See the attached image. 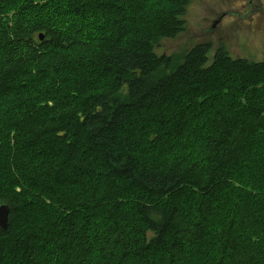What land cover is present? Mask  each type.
<instances>
[{
  "label": "trees",
  "instance_id": "trees-1",
  "mask_svg": "<svg viewBox=\"0 0 264 264\" xmlns=\"http://www.w3.org/2000/svg\"><path fill=\"white\" fill-rule=\"evenodd\" d=\"M33 1L0 0V264H182L203 243L210 264H264L246 226L264 202L231 188L249 155L264 172V55L200 42L174 66L157 44L191 0H62L93 17L74 26L26 16ZM24 211L43 237L18 231Z\"/></svg>",
  "mask_w": 264,
  "mask_h": 264
},
{
  "label": "rangeland",
  "instance_id": "rangeland-1",
  "mask_svg": "<svg viewBox=\"0 0 264 264\" xmlns=\"http://www.w3.org/2000/svg\"><path fill=\"white\" fill-rule=\"evenodd\" d=\"M79 4L87 5L92 0H73ZM64 2L62 0H34L31 6L25 10L30 12L26 16L30 17L33 12H37L40 17L51 16L52 22L56 26H74L75 24L92 25V15L74 16L71 18L59 17L57 12L64 9ZM154 13L159 14L161 8L159 3L155 6ZM185 21V30L174 38H162L157 44V51L159 53L172 56L174 58V66L178 65L183 56L195 44L200 42H209L212 45L210 54L214 53L218 44H224L232 57H242L249 61H260L264 55V0H191L187 5L185 14L183 16ZM55 81L54 88L58 85L57 78L51 77L49 81ZM59 84V83H58ZM11 103L1 104L0 119L1 124L5 128L14 126L8 124L9 118H13ZM131 133V135H133ZM137 137V136H136ZM138 138V137H137ZM130 136V139L136 140ZM20 143H28V140H23ZM254 158L261 156L252 155ZM244 163L237 165L235 168L236 175L232 180V190L234 195V202L238 204L240 197L244 196V201L247 204H254L257 200L264 202V172L259 169L255 171L252 167L254 159L246 157L243 159ZM259 182H258V181ZM227 205V202H223ZM221 201L218 208H220ZM251 209L250 207L248 208ZM27 212V211H26ZM26 212H23L22 218L18 221V231L24 226H37L36 221H28ZM226 210L224 209V213ZM29 214V212H27ZM40 218L38 214L34 216ZM258 218H247L246 226L253 225L248 228L251 241L259 243L258 247L264 253V224L258 221ZM38 221V219H37ZM133 224L139 225L136 221ZM81 225L83 223L81 222ZM36 226L34 227L36 229ZM140 226V225H139ZM43 237L44 232L41 229H36ZM35 230V231H36ZM151 237L147 233L146 239ZM43 247V254H48L52 260L55 259L57 252L53 247H49L48 243H40ZM196 249V247H195ZM191 249L188 259L182 264H210L211 257H205V253H211L209 246L206 247L204 243L196 250ZM136 256L131 258L127 264H135ZM54 263V262H53ZM1 264H6L3 261ZM171 264V261H168Z\"/></svg>",
  "mask_w": 264,
  "mask_h": 264
},
{
  "label": "water",
  "instance_id": "water-1",
  "mask_svg": "<svg viewBox=\"0 0 264 264\" xmlns=\"http://www.w3.org/2000/svg\"><path fill=\"white\" fill-rule=\"evenodd\" d=\"M42 38V36H39ZM9 206L7 204H0V228L5 229L8 224Z\"/></svg>",
  "mask_w": 264,
  "mask_h": 264
}]
</instances>
